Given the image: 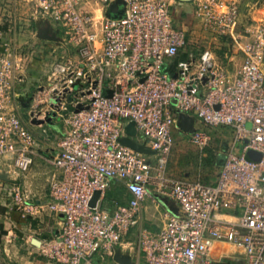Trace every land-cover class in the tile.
Here are the masks:
<instances>
[{
    "label": "built area",
    "instance_id": "obj_1",
    "mask_svg": "<svg viewBox=\"0 0 264 264\" xmlns=\"http://www.w3.org/2000/svg\"><path fill=\"white\" fill-rule=\"evenodd\" d=\"M176 1L0 0V205L21 217L62 216L60 231L38 247L58 264H93L117 249L132 264H221L224 244L234 248L233 264H264V19L242 17L238 0H188L204 34L202 48H190L171 14ZM114 3L119 14H108ZM38 21L57 25L60 36L42 39ZM222 46L240 56L235 70L218 58ZM26 84L37 90L33 101L46 90L65 127L47 159L54 173L45 204L29 203L1 177L6 157L26 171L41 140L14 103ZM180 114L233 133L212 184L167 172ZM130 121L131 138L151 154L122 142ZM189 142L202 150L211 134L193 127ZM114 183L127 203L105 201ZM162 196L176 213L166 210L149 229L142 204L150 197L160 206ZM8 224L4 245L17 236Z\"/></svg>",
    "mask_w": 264,
    "mask_h": 264
},
{
    "label": "crops",
    "instance_id": "obj_2",
    "mask_svg": "<svg viewBox=\"0 0 264 264\" xmlns=\"http://www.w3.org/2000/svg\"><path fill=\"white\" fill-rule=\"evenodd\" d=\"M178 6V19H180L181 22L184 21L185 28H189L188 41L190 44H194L196 43L199 34L198 29L195 25H193L192 5L188 1H182V3H180ZM244 17H247V15ZM32 25L38 28V35L42 30L48 34L55 33L56 38L60 36V32L58 31L59 27L55 24L52 25L46 22L38 21L36 23L32 22ZM27 37H29V34L24 36V38ZM227 51L228 50L226 46H222L218 49V53L221 55L223 63L226 64L230 70H235L240 64L241 58L239 55H233ZM21 89H23L24 92L21 94H16L14 103L19 114L23 117L28 127L40 134L41 140L39 146L36 147V154H34L32 157V163L26 171H18L17 169L13 168L9 163L10 161L8 157H6V160L2 164L3 174L1 177L4 180V183L7 185L17 186L20 193L27 196L29 203L45 204L46 202L50 201L49 182L52 178V174L54 173L53 167L47 161V159H49L54 154L56 150L55 148L57 147V142L62 136L65 127L63 122L56 118L55 112L49 107V103L47 101L48 95L45 89L40 92L37 100L35 99L36 101H33L34 94L37 91L35 88L26 84L24 87L22 86ZM34 114L35 116L33 117ZM187 116H190L192 119L195 118L191 114ZM42 128L46 129L47 132L45 134L41 133ZM215 180L213 182H215ZM114 184L116 185L119 192L116 197L111 199V203H127L129 200V194L119 183ZM149 198L150 197L146 198L142 204L141 214L143 218V225L149 229L157 230L163 223V213L168 209L163 204V202L162 205L159 206L154 203L151 198ZM3 201L5 202V199L1 200V203H3ZM162 201L174 204L172 201L163 196ZM7 202H9L8 199H6V203ZM149 203H151V205ZM160 207H162V211L156 216V212ZM151 208H153V213H150ZM151 215L152 217H155V220L150 222L149 225L144 219H148V216ZM10 219H13L17 236L9 245H4V236L9 225L8 221ZM61 221L62 216L53 212H40L32 216L28 215L26 217H21L11 211L10 207L1 204L0 264H58L50 260L47 256L40 254L38 247L43 239L57 234L60 231ZM222 246L225 250L224 256L229 257V259L224 260V262L221 264H233V257L231 255L234 256V248L228 244H224ZM134 256L136 258V255ZM216 256H218V254H214V257ZM108 259H112L114 264H117L113 258L101 256H95L92 262L93 264H106Z\"/></svg>",
    "mask_w": 264,
    "mask_h": 264
},
{
    "label": "rangeland",
    "instance_id": "obj_3",
    "mask_svg": "<svg viewBox=\"0 0 264 264\" xmlns=\"http://www.w3.org/2000/svg\"><path fill=\"white\" fill-rule=\"evenodd\" d=\"M238 2L241 7L242 17L247 15L254 16L252 18L257 20L260 18L264 19V0H238ZM180 3H182V1H176V3L171 6V14L179 27L187 29L185 28L184 21L181 22L180 19H178V5ZM97 15L100 16L98 13ZM198 34L199 35L196 43L189 44L190 48L196 45L199 48H202V39L204 34L199 29ZM215 51L218 55V58L222 61V57L218 53V49H215ZM193 127H197L198 129H203L209 132L211 134L210 144L206 148L199 150L196 146L189 142V135L191 133V130L183 131L179 128L177 124L173 125L172 136L174 139V144L169 155L167 172L174 178L200 180L201 182L212 184L214 183L213 181L215 180L217 172L219 170V168L215 165L214 162L215 156L223 154L225 152V147L231 141L233 133L231 129L223 126H206L196 118L192 119V128ZM241 142L235 146L236 152L240 151L242 145ZM118 192L119 191L116 185L114 184L111 188H109V190H107L105 195V201L111 202V199L116 197ZM149 204L151 205V203ZM161 211L162 207H160L159 210L156 212V216ZM150 213H153V208H151ZM144 220L145 222H147V224L150 225V222H153V220H155V217H152L151 215L148 216V219L145 218ZM134 239L135 235L131 233L129 235V240L134 241ZM231 256L233 257V255ZM106 264H114V262L112 261V259H108L106 261Z\"/></svg>",
    "mask_w": 264,
    "mask_h": 264
},
{
    "label": "water",
    "instance_id": "obj_4",
    "mask_svg": "<svg viewBox=\"0 0 264 264\" xmlns=\"http://www.w3.org/2000/svg\"><path fill=\"white\" fill-rule=\"evenodd\" d=\"M180 1H188V0H180ZM118 13L119 14V5L118 3H114V4H111L110 7L108 8V14H116ZM39 36L41 38H44V39H48V40H55L57 39L55 37V33H52V34H48L44 31H40V34ZM109 95H110V92H109ZM82 105H78V108H81ZM177 125L179 126L180 129H182L183 131H192V118L190 116H187L185 114H180L179 115V120L177 122ZM125 130H126V133H127V136L124 137L122 139V142L140 152H143V153H147V154H151L152 151L148 148H145L143 145L141 144H138L136 143L135 140H133V138H131L132 136H135V126H134V122L133 121H130L126 124L125 126ZM247 156L251 159H255L256 156H255V153L254 152H248ZM224 162V155L223 154H220L218 157H217V160H216V163L218 166H221ZM98 195H99V192H95L91 201H90V205L91 206H94L95 205V202H96V199L98 198ZM161 202H163V204L166 206V208L171 211L172 213H176V206L174 204H171V203H168L166 201H162L161 199ZM113 259L118 263V264H132V260H131V256L129 254H126V253H122L119 249H117L113 255Z\"/></svg>",
    "mask_w": 264,
    "mask_h": 264
},
{
    "label": "trees",
    "instance_id": "obj_5",
    "mask_svg": "<svg viewBox=\"0 0 264 264\" xmlns=\"http://www.w3.org/2000/svg\"><path fill=\"white\" fill-rule=\"evenodd\" d=\"M219 155H216L215 156V160H214V162H215V165L219 168V166L217 165V163H216V160H217V157H218Z\"/></svg>",
    "mask_w": 264,
    "mask_h": 264
}]
</instances>
